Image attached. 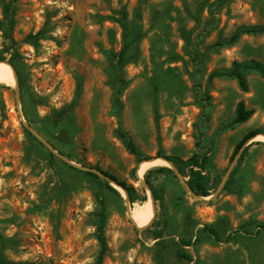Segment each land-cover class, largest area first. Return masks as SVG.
<instances>
[{
	"label": "rangeland",
	"instance_id": "374dc122",
	"mask_svg": "<svg viewBox=\"0 0 264 264\" xmlns=\"http://www.w3.org/2000/svg\"><path fill=\"white\" fill-rule=\"evenodd\" d=\"M13 7V48L20 58L12 62L22 87L0 84L3 258L94 264L97 188L73 166L104 171L132 186L145 201L133 203L131 214L151 203L142 181L148 180L159 196L152 206L154 224L142 231L128 218L122 190L109 183L119 196L104 191L107 252L102 264H264V235L238 233L216 243L202 231L210 226L224 236L241 225L253 232L264 224V77L248 73L246 92L231 78L210 79L233 62H264V35L228 42L241 27L264 25V0H14ZM123 13L131 45L123 67L129 83L118 116L115 63L122 29L116 20ZM42 28L46 33L36 47L24 42ZM5 44L0 32V55L8 60L10 55L2 53ZM239 101L253 114L234 125ZM63 107L66 116L56 121ZM26 126L70 163L52 154ZM119 129L131 138L143 163L206 154L210 195H191L187 178L180 180L168 164H148L138 176L137 159L117 137ZM250 132L260 134L233 155ZM161 167L172 173L158 171ZM162 218L167 220L166 244L193 242L181 247L191 261L153 239Z\"/></svg>",
	"mask_w": 264,
	"mask_h": 264
},
{
	"label": "trees",
	"instance_id": "16d2710c",
	"mask_svg": "<svg viewBox=\"0 0 264 264\" xmlns=\"http://www.w3.org/2000/svg\"><path fill=\"white\" fill-rule=\"evenodd\" d=\"M14 0H0V9L2 12V17L0 19V32L2 33L3 39L5 43H8L2 52L3 54H9L10 58L7 60L3 56L0 55V61L6 62L9 64L12 69L15 72L17 83L19 88L22 87V79L20 77V74L13 64L12 60L14 58H20V55L14 50L13 48V27H14V7H13ZM121 29H122V45L117 53L116 56V63H115V70L117 73V89L114 93V104L116 107V114L119 116L120 111L122 108V102L120 100V96L123 93V91L128 86V80L124 76L123 67L125 65V56L127 53V50L129 49L131 45V41L129 39V32L128 28L125 22V14H122V17L118 20H116ZM46 33V30L44 28L40 29L35 34H28L24 38V42L26 44H29L33 47H36L38 44V41L42 39V36ZM262 34L264 35V25L257 26V27H241L239 28L229 39V43H234L237 41V39L241 35H257ZM256 71L260 75L264 77V62L258 63V62H248V63H238L233 62L231 68L227 71L218 72L216 74H212L210 76V79L213 77H220V78H231L235 80L238 88L242 92H246L248 90V82H247V74ZM67 113V107L61 108L55 115L56 121H61L65 118ZM154 113L155 118L158 117L156 105H154ZM253 114V110L250 108H247L243 101H239L236 104L235 107V113L234 118L232 120V124L234 125H240L245 123ZM4 117V109L3 105L0 103V122L3 120ZM263 133V132H262ZM260 134L259 132H250L246 134L241 141L237 144L233 155H235L238 150L246 144L248 140L253 138L254 136ZM264 135V133H263ZM117 137L123 142L126 150L129 154L136 157L137 164L144 161L141 158L140 153L137 151L135 145L133 144L131 138L121 129L117 130ZM51 155V154H50ZM53 156V155H51ZM163 159L170 162L176 170L179 172V174L183 178H187L186 184L188 185L189 189L192 191L193 194L200 197H208L210 195L211 188L208 186V183L210 181L209 173L207 172L206 166L209 163L208 156L206 154L202 156L198 155H192L186 160H181L179 158H172V157H166L163 156ZM74 170H77L81 174L88 176L92 179V181L96 185V192H95V201L98 204V212H97V225H96V231H95V237L98 243V252L94 260V264H102L104 257L107 252V242L105 237V225L107 220V207H106V201L104 198V191L109 190L115 195L119 196V193L112 188L109 185V182L105 179H102L97 174L91 173L89 171H83L76 169L74 167H70ZM100 173H102L104 176L108 177L110 180L114 181L116 184H118L126 193V196L129 201V205L132 206L135 202H144L145 198H139L136 194L135 189L132 186L126 185L123 182L118 181L113 176H110L108 173L98 170ZM136 169L132 171V176L136 177L135 174ZM158 171H164L172 173V171L169 168L161 167L158 168ZM236 171V168L232 171L231 176ZM149 172V171H148ZM148 183V187L151 193V196L153 198L154 203L158 201L159 196L154 189V187L150 184L148 180H145ZM228 186V184H227ZM155 218V217H154ZM154 218L151 221L149 225H147L142 231H147L153 224H154ZM167 227V220L165 218H162V220L159 222V226L155 231H153V239L157 240L156 243L162 248L172 247L175 255L179 259L191 261V255L183 250L181 247H188L193 244L190 240H177L174 241L172 244L168 245L165 243L163 239L164 232ZM202 231L208 234L214 242L216 243H227L229 242L235 234L241 233V234H248V235H264V224H257L254 227L253 232H249L243 225L239 226L236 230L231 231L227 233L224 236H221L215 228L210 226H204L202 228ZM0 264H30V263H14L12 261H6L2 254H0Z\"/></svg>",
	"mask_w": 264,
	"mask_h": 264
},
{
	"label": "bare ground",
	"instance_id": "6f19581e",
	"mask_svg": "<svg viewBox=\"0 0 264 264\" xmlns=\"http://www.w3.org/2000/svg\"><path fill=\"white\" fill-rule=\"evenodd\" d=\"M0 84H4L7 86L15 85V78L13 74V70L5 63L0 62ZM148 164H167L163 160H157L151 163H141L138 166L137 174L140 176L144 170L147 168ZM118 188V187H117ZM120 189V188H119ZM121 190V189H120ZM123 192V191H122ZM153 207L151 203L145 202L144 204L140 205L138 209L132 210V219L134 224L137 227H144L147 226L152 218H153Z\"/></svg>",
	"mask_w": 264,
	"mask_h": 264
},
{
	"label": "water",
	"instance_id": "95a60500",
	"mask_svg": "<svg viewBox=\"0 0 264 264\" xmlns=\"http://www.w3.org/2000/svg\"><path fill=\"white\" fill-rule=\"evenodd\" d=\"M0 62H2V61H0ZM3 63H5V64H7L6 62H3ZM11 69H12V67L9 65V64H7ZM13 70V69H12ZM13 74H14V78H15V85L18 87V83H17V79H16V75H15V72H14V70H13ZM18 96H19V90H18V88H17V90H16V98H18ZM27 127V129L29 130V132L33 135V136H35L39 141H41L49 150H50V152L52 153V154H55L57 157H59V158H62L65 162H67V163H70L67 159H65L61 154H59V153H56V152H54L53 151V149L51 148V146L47 143V142H45V141H43L33 130H31L28 126H26ZM58 139L59 140H64L65 139V132H60V134L58 135ZM243 147V146H242ZM161 160H163V161H165L171 168H173V170H174V172H175V174L178 176V178L180 179V180H183V177L179 174V172L176 170V168L170 163V162H168L167 160H165V159H163V158H161ZM143 162V161H142ZM141 162V163H142ZM141 163H139V164H141ZM71 165V164H70ZM73 167V166H72ZM79 170H83V171H89V172H91V173H94V174H97L99 177H101L102 179H105L106 181H108L109 183H111V184H113L114 186H116V187H118V188H120L122 191H123V193H124V195H125V199H126V202L129 204V201H128V198H127V196H126V193L124 192V190L118 185V184H116L114 181H112V180H110L108 177H106V176H104L102 173H100L99 171H97V170H93V169H87V168H83V167H80L79 168ZM137 175V174H136ZM142 184L147 188V190L149 191V193H150V190H149V187L147 186V184H146V182H144V181H142ZM185 186H186V189L188 190V192L191 194V195H193L194 197H199V198H203V197H200V196H196L195 194H193L192 193V191L189 189V187H188V185L186 184V182H185ZM115 189V188H114ZM150 201H151V204H152V206H154V201H153V198H152V196H151V193H150ZM153 211H155L154 210V207H153ZM127 215H128V218L130 219V221L134 224V222H133V219H132V216H131V211H130V205L128 206V210H127ZM152 220H153V218H152ZM151 220V221H152ZM151 223V222H150ZM149 223V224H150ZM148 224V225H149ZM135 225V224H134ZM136 226V225H135ZM137 227V226H136ZM146 226H144V227H137L139 230H143L144 228H145Z\"/></svg>",
	"mask_w": 264,
	"mask_h": 264
}]
</instances>
